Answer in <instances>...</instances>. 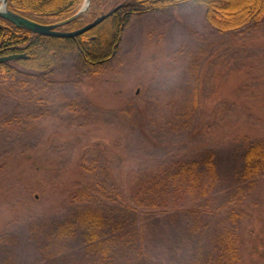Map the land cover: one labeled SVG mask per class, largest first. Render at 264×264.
Listing matches in <instances>:
<instances>
[{"label":"rangeland","instance_id":"374dc122","mask_svg":"<svg viewBox=\"0 0 264 264\" xmlns=\"http://www.w3.org/2000/svg\"><path fill=\"white\" fill-rule=\"evenodd\" d=\"M13 65L0 71V264H264V171L241 174L264 144V18L218 31L186 2L131 15L99 66L75 51L44 76ZM193 161L187 185L179 165ZM147 198L142 227L126 208ZM86 209L104 216L102 245L59 232Z\"/></svg>","mask_w":264,"mask_h":264},{"label":"trees","instance_id":"16d2710c","mask_svg":"<svg viewBox=\"0 0 264 264\" xmlns=\"http://www.w3.org/2000/svg\"><path fill=\"white\" fill-rule=\"evenodd\" d=\"M85 0H8V8L40 23H55L74 15ZM193 2L204 7L206 21L218 31H235L249 24H257L264 18V0H90L89 7L78 18L59 27L62 30L76 29L97 15L120 3L122 6L109 17L93 28L74 37H54L32 33L16 27L0 18V56L24 52L27 57L0 63V71L16 72L13 64H18L22 70L44 76L57 64L64 52L75 51L82 63L96 67L111 60L118 51L120 37L131 15L162 9L169 6ZM13 62V64H12ZM180 176L189 173L190 179L181 178L187 185L194 181L196 162L181 163ZM188 171V172H186ZM264 171V144H252L243 154L242 173L244 178L261 174ZM154 183V184H153ZM189 183V184H188ZM152 180L150 190H157L164 185H158ZM153 185V186H152ZM178 187L182 182H178ZM189 187V186H188ZM135 205L127 204L126 211L140 212L141 225L150 217V209L156 206L154 200L141 199ZM78 219L59 226L63 235H72L82 229L84 240L92 247L102 245V231L106 227L104 216L100 211L86 209L77 216ZM130 219V218H129ZM133 223L134 220H133ZM106 236L107 233H105ZM109 243L112 237L107 238ZM131 242V240L129 239ZM105 248L107 245H104ZM230 248V247H229ZM235 252L234 249H229ZM226 257V255H224ZM232 257L236 259L234 254Z\"/></svg>","mask_w":264,"mask_h":264},{"label":"water","instance_id":"95a60500","mask_svg":"<svg viewBox=\"0 0 264 264\" xmlns=\"http://www.w3.org/2000/svg\"><path fill=\"white\" fill-rule=\"evenodd\" d=\"M90 4V0H85L84 6H82L74 15L71 17L55 22V23H40L37 21H34L30 18L25 17L24 15H21L11 9L8 8V0H0V18L12 23L16 27H20L23 29H26L32 33L45 35V36H54V37H74L77 36L97 24H99L101 21L109 17L112 13H114L116 10H118L122 3L111 7L109 10L97 15L93 20L90 22L76 28L73 30H62L59 29L60 26L71 22L72 20L78 18L85 10L88 9ZM27 55L24 52L20 53H12L9 55H2L0 56V63L8 62L16 59L26 58Z\"/></svg>","mask_w":264,"mask_h":264}]
</instances>
